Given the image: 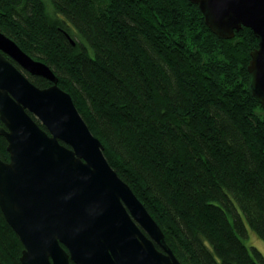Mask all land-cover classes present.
<instances>
[{"label": "trees", "instance_id": "obj_1", "mask_svg": "<svg viewBox=\"0 0 264 264\" xmlns=\"http://www.w3.org/2000/svg\"><path fill=\"white\" fill-rule=\"evenodd\" d=\"M0 29L56 72L184 264H264L244 240H264L252 28L222 38L190 0H0ZM23 249L0 207V260L22 264Z\"/></svg>", "mask_w": 264, "mask_h": 264}, {"label": "water", "instance_id": "obj_2", "mask_svg": "<svg viewBox=\"0 0 264 264\" xmlns=\"http://www.w3.org/2000/svg\"><path fill=\"white\" fill-rule=\"evenodd\" d=\"M190 1L218 36L250 27L259 37L248 69L264 107V0ZM0 118L10 154L0 158V207L24 244L22 264H184L56 72L1 29Z\"/></svg>", "mask_w": 264, "mask_h": 264}, {"label": "rangeland", "instance_id": "obj_3", "mask_svg": "<svg viewBox=\"0 0 264 264\" xmlns=\"http://www.w3.org/2000/svg\"><path fill=\"white\" fill-rule=\"evenodd\" d=\"M249 246H256L264 255V240L251 229L248 230V236L244 238Z\"/></svg>", "mask_w": 264, "mask_h": 264}]
</instances>
